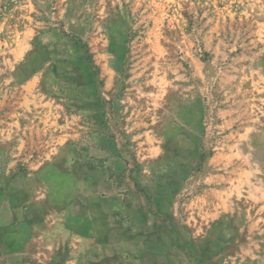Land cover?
<instances>
[{
  "label": "crops",
  "instance_id": "crops-1",
  "mask_svg": "<svg viewBox=\"0 0 264 264\" xmlns=\"http://www.w3.org/2000/svg\"><path fill=\"white\" fill-rule=\"evenodd\" d=\"M77 1L80 14L59 10L0 63L11 87L0 109L4 264H264V139H251V168L227 175L212 165L222 151L201 157L206 144L164 137L158 106L127 121L128 43L108 30L96 41L101 0ZM196 164L202 184L184 194Z\"/></svg>",
  "mask_w": 264,
  "mask_h": 264
},
{
  "label": "rangeland",
  "instance_id": "rangeland-1",
  "mask_svg": "<svg viewBox=\"0 0 264 264\" xmlns=\"http://www.w3.org/2000/svg\"><path fill=\"white\" fill-rule=\"evenodd\" d=\"M75 2L0 0V63L20 38L32 37L59 10L72 6L80 14ZM103 6L109 13L105 28ZM99 8L96 41L108 35L128 43L122 67L127 76L120 83L127 121L144 123L139 118L158 106L164 137H178L179 131L180 138L206 144L204 156L222 151L212 165L227 175L236 165L251 168V139H264V0H101L90 10ZM10 95V84L0 79V109ZM239 145L242 159L235 156ZM198 170L196 164L188 181L180 180L184 194L202 184ZM255 170L261 183L262 169Z\"/></svg>",
  "mask_w": 264,
  "mask_h": 264
},
{
  "label": "trees",
  "instance_id": "trees-1",
  "mask_svg": "<svg viewBox=\"0 0 264 264\" xmlns=\"http://www.w3.org/2000/svg\"><path fill=\"white\" fill-rule=\"evenodd\" d=\"M204 155H202L201 157H203Z\"/></svg>",
  "mask_w": 264,
  "mask_h": 264
}]
</instances>
